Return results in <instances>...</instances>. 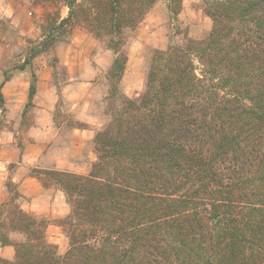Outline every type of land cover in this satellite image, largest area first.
<instances>
[{
  "label": "trees",
  "instance_id": "trees-1",
  "mask_svg": "<svg viewBox=\"0 0 264 264\" xmlns=\"http://www.w3.org/2000/svg\"><path fill=\"white\" fill-rule=\"evenodd\" d=\"M37 1H61L68 15H46L42 39L20 69L81 24L96 39L109 38L117 53L109 71L116 97L127 63L124 31L158 0ZM181 1L167 0L173 17ZM204 2L209 37L155 53L144 92L120 96L94 136L96 162L87 175L31 173L65 195L68 250L58 255L46 242L44 223L19 208L8 183L0 244L15 255L0 264H264V0Z\"/></svg>",
  "mask_w": 264,
  "mask_h": 264
},
{
  "label": "rangeland",
  "instance_id": "rangeland-1",
  "mask_svg": "<svg viewBox=\"0 0 264 264\" xmlns=\"http://www.w3.org/2000/svg\"><path fill=\"white\" fill-rule=\"evenodd\" d=\"M174 9H178L175 17L168 10L167 0H158L135 28L124 31L127 63L117 84L118 94L112 98L109 71L117 53L109 48V38L96 39L84 25L76 24L64 41L22 70L30 49L42 39L46 15L59 13L60 19L66 18L68 7L61 1L0 0V89L4 98L0 134L11 133L22 151L28 147L34 154L40 147L50 156L30 174L54 165L67 168L76 164L78 171L83 173L88 168V172L73 174L87 175L96 162L94 136L109 124L113 110L121 106L120 96L135 99L144 92L155 53L209 37L213 22L204 0H182ZM32 74L36 94L33 106L26 109ZM3 209L7 215L8 206ZM70 210L69 206V213ZM67 216L36 218L44 223L46 242L55 246L58 255H63L70 245L63 225ZM48 226L52 227L49 233ZM3 232L13 242L25 241L20 233Z\"/></svg>",
  "mask_w": 264,
  "mask_h": 264
},
{
  "label": "crops",
  "instance_id": "crops-1",
  "mask_svg": "<svg viewBox=\"0 0 264 264\" xmlns=\"http://www.w3.org/2000/svg\"><path fill=\"white\" fill-rule=\"evenodd\" d=\"M38 148L39 150L34 154H32L33 150L28 147L22 151L16 146L11 133L2 132L0 134V207L11 198L6 188V182L10 181L20 195L18 204L22 211L37 219L63 218L69 214V206L64 193L55 187H44L40 180L30 174L32 168H40V163L49 160L50 157L44 153L43 149ZM77 168L76 164L67 168L54 165L49 170L77 174L88 172V168H85L83 173ZM51 228L48 226L46 232L49 233ZM14 255L15 251L12 246L0 244V259L11 261Z\"/></svg>",
  "mask_w": 264,
  "mask_h": 264
}]
</instances>
